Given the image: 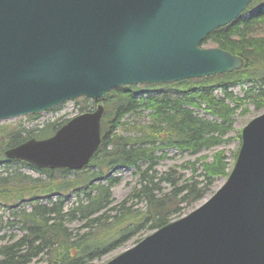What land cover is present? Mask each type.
Segmentation results:
<instances>
[{
	"label": "water",
	"instance_id": "95a60500",
	"mask_svg": "<svg viewBox=\"0 0 264 264\" xmlns=\"http://www.w3.org/2000/svg\"><path fill=\"white\" fill-rule=\"evenodd\" d=\"M251 0H0V120L129 84L240 69V56L200 46ZM103 106L51 136L4 151L40 168L77 170L100 141ZM104 264H264V112L241 130L231 169L202 205Z\"/></svg>",
	"mask_w": 264,
	"mask_h": 264
},
{
	"label": "trees",
	"instance_id": "16d2710c",
	"mask_svg": "<svg viewBox=\"0 0 264 264\" xmlns=\"http://www.w3.org/2000/svg\"><path fill=\"white\" fill-rule=\"evenodd\" d=\"M202 44L240 56L243 67L209 77L197 87L181 81L174 84L179 86L176 91L145 92L137 97L132 87L112 89L102 100L101 143L89 164L72 175L68 169L2 161L0 205H11V209L5 221L0 216V227L7 226L12 232L0 243V264H31L34 260H40L39 264H92L139 229L154 230L179 217L211 190L216 178L227 176L230 163L223 150L210 159L200 155L187 161L188 176L173 169L159 172L156 165L165 150L193 155L228 140L225 135L232 126L235 106L227 99L236 106L245 98L259 99L257 106L262 104L264 0H252L233 21L211 31ZM240 82L250 84L246 94L233 97L228 89ZM216 89L223 97L215 95ZM201 105L215 119H204L193 111ZM88 109L81 107L80 111ZM144 111H148V120L126 121ZM65 121L47 122L25 135L2 124L0 147L15 146L29 137H47ZM20 165L35 168L44 178L21 172ZM117 167L133 169L138 182L113 204L111 189L120 176L103 171ZM70 193L74 199L66 207ZM132 200L143 202L144 207H134ZM73 220L80 225L71 227Z\"/></svg>",
	"mask_w": 264,
	"mask_h": 264
},
{
	"label": "rangeland",
	"instance_id": "374dc122",
	"mask_svg": "<svg viewBox=\"0 0 264 264\" xmlns=\"http://www.w3.org/2000/svg\"><path fill=\"white\" fill-rule=\"evenodd\" d=\"M211 44H204L203 46H209ZM208 77H202V78H193L188 80V86L190 87H197L198 85H201L202 82H205ZM148 85V86H147ZM173 85V86H172ZM250 84H247L246 82H240L235 83L232 86L229 87V91L231 92L233 97L237 98H243L246 94L245 90ZM179 86L174 84H135L132 89H134L133 94L137 97L141 96L142 93H153L161 92V91H176V89ZM215 95L217 97H223V94L220 90H215ZM91 99L79 97L74 100L66 101L52 109L39 112L36 114H27L22 116H17L14 118L6 119V120H0V125H8L10 129L18 130L21 135H25L26 132L32 128L35 127H42L47 122H61L67 118L72 117L73 115L80 112L81 107H87V108H94L95 105H91ZM259 99H256L254 102H252L250 99L245 98L243 101L236 106L235 103H233L230 100H226L231 106H235V111L232 115V126L230 130L225 135L229 139L225 142L212 146L208 149L201 150L198 154H188V153H180L176 150H165L166 154L163 158H161L158 161V164L156 165V169L159 172L168 171L169 169H173L176 174L181 173L184 176L189 175V167L186 163L187 161H194L195 159L199 158L200 155H205L208 157V159L211 158V155L218 151L223 150L226 154L227 161L230 163L229 168L231 164L233 163L239 144H240V134L241 129L255 116L261 114L264 112V98H262V104L260 106H257V103L259 102ZM204 106L201 105L200 107H193V111L201 116L204 119L213 120L215 117L206 111ZM110 109V108H108ZM148 111H144L143 113L139 115H133L128 116L126 118V121L128 122H138L141 123L142 121L148 120ZM5 147H0V173L4 171V165L2 164V161L5 160L3 156V150ZM14 166V164H13ZM144 166V165H142ZM198 167V164L196 165ZM19 170L25 174H28L32 177H40L44 178V175H42L39 171H37L35 168L27 165H20ZM106 174H112L120 176L119 181L112 187V203L116 204L120 200H122L128 192L131 190V188L138 182V175L136 172L131 168H125V167H117L112 168L109 170L103 171ZM72 171H70V175H72ZM225 177H218L214 180V183L211 187V190L199 201L195 202L191 207L185 209L180 216H184L188 214L190 211L198 207L201 203H203L206 199H208L215 191L216 189L224 182ZM71 195V193L69 194ZM72 198H69L66 201V207H68L72 201H73V195H71ZM132 204L134 207H138L142 209L144 207V203L138 200H132ZM25 207H29L28 205H25ZM11 209V205L8 208H2L0 205V216L3 221H5V218L8 217L9 211ZM179 216V217H180ZM178 218V217H177ZM81 222L79 221H71L69 225L71 227H77L80 225ZM4 225V222H3ZM12 230L8 229L7 226H1L0 227V243L3 241H6L8 239V236ZM16 232V231H14ZM153 230L151 229H139L135 234L129 236L124 241L120 242V245L116 246L115 248L109 250L100 258L93 260L92 264H104L108 260L112 259L116 255L120 254L122 251L132 247L135 245L138 241L143 239L145 236L152 233ZM18 233V232H17ZM3 234L4 238H1ZM41 263L40 260H34L31 264H39Z\"/></svg>",
	"mask_w": 264,
	"mask_h": 264
}]
</instances>
